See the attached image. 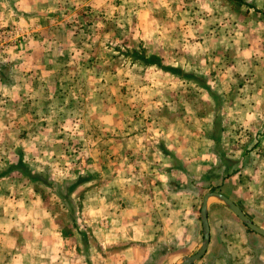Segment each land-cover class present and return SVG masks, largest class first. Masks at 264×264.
<instances>
[{
  "label": "rangeland",
  "instance_id": "374dc122",
  "mask_svg": "<svg viewBox=\"0 0 264 264\" xmlns=\"http://www.w3.org/2000/svg\"><path fill=\"white\" fill-rule=\"evenodd\" d=\"M29 1L0 0V264H45L47 255L59 254L62 264H106L97 255L105 248L93 240L99 235L84 221H104L107 206L117 210L116 221L129 207L152 208V201L161 213L149 237L128 242L140 245L141 264H176L201 243L198 210L209 192L229 198L264 229V0H106L105 12L96 14L92 0ZM54 7L72 31L95 29L94 17L105 22L93 45L71 52L68 71L57 79L56 69L40 68V56L27 51L45 43L41 27L45 16H56ZM165 15L170 22L159 20ZM132 50L158 62L145 66L129 56ZM77 72L89 78L85 87L67 85ZM37 78L46 79L39 91ZM80 89L90 94L84 108L97 113L106 104L111 111L113 143L136 147L125 158L137 162L124 175L120 151L103 155L58 132L73 123ZM63 95L66 110L51 108ZM164 144L163 160L152 150ZM77 177L90 179L67 191ZM126 188L131 198L121 195ZM207 221L209 242L193 264L261 262L264 238L223 205L209 200ZM60 237L68 239L64 248ZM125 247L106 248L111 264L132 263L129 254L120 257Z\"/></svg>",
  "mask_w": 264,
  "mask_h": 264
},
{
  "label": "crops",
  "instance_id": "0c3cea01",
  "mask_svg": "<svg viewBox=\"0 0 264 264\" xmlns=\"http://www.w3.org/2000/svg\"><path fill=\"white\" fill-rule=\"evenodd\" d=\"M71 1V0H70ZM94 2V5L92 3H88V6L93 5L94 9H93V13H102L105 12L103 11L104 8L108 5L106 3V0H92ZM157 3H160L161 5L166 3L169 5H172V1L173 0H154ZM184 1V0H181ZM28 2V0H27ZM200 2H202V0H200ZM33 3V0L29 1V4L31 5ZM79 3H81V1H79ZM76 4L74 1L70 2V6ZM78 4V3H77ZM148 6L147 3H140L139 6ZM51 7V6H50ZM56 10V16L54 15H50V16H45V25H42L41 27V34H44L45 39L43 41H45V43L42 45L41 44V48L39 47V49H29L27 51H29L31 54H34L35 56L39 55L40 58L42 59L44 56H47L46 59H43L39 61V67L40 68H46V67H50V69H56V73L54 74V76L56 77V79L60 76H63L65 74V72L68 71V67H67V61H70L69 59H67L71 52L79 50L82 51L83 50V46H86L87 44H89V46L93 45L92 43L94 42V37L98 34V30L103 31L101 28V25H105V22L102 20V16L101 17H94L91 20V24L92 25H96L95 29L96 31H93L91 29V26H87V28L85 30H78L75 29L72 31V26L67 25L65 22L67 19H63V18H67V16L63 15V16H59L57 13V8H51L49 12H52ZM63 17V18H60ZM60 19V21L57 20ZM153 18V16L151 17ZM173 19V18H172ZM151 19L149 18L146 22V24L148 26H150V21ZM162 22H170L171 17H168V15H165V17H163ZM154 22V20H153ZM62 23L66 24V26L63 27ZM146 25V26H147ZM145 25H138V28L143 29ZM147 26V27H148ZM154 26L152 25L150 27L151 30H153ZM157 28V27H156ZM136 30V29H135ZM56 35L61 36L62 39H60L59 41L56 40ZM82 35V36H81ZM73 46V47H72ZM49 51V53H46L45 51ZM37 61V57H33V60L30 62L31 66L35 65ZM46 66V67H45ZM89 66V65H88ZM83 66L81 65V68L79 70H83L82 68ZM85 68V66H84ZM65 71V72H64ZM78 73V72H77ZM43 76V75H42ZM80 76H83L82 73H78V75L76 74L75 76L70 78V82L67 83V85H73L75 84V82H79L81 83L82 87H85V84L88 83L89 78L87 79V75H85L84 78H80ZM32 79V78H30ZM49 80V79H48ZM37 86H38V91L39 88L42 86L43 82H46V79L44 78H37ZM67 98V95H63L62 96V103L60 106H55V107H51V108H55L57 109L59 112H62L63 110H66V104L68 103L69 99L66 100L63 98ZM78 97V98H77ZM74 101H77V106L73 109V114L76 115L75 118H73V123L71 125H69L66 128H62L59 129L58 132H62L63 134H66L67 137H69V135L71 136L70 138L75 142V143H82L84 145L89 144V146L92 148H94L95 150L99 151V153H104L105 152H109V155L116 154L118 155V151H120L123 154L122 159L120 160V162L122 161V165H120L121 168V174L124 175L123 173V168H131L132 164H136L137 161H134L133 158H125L126 155L132 156L133 153H131L129 150H135V148H133V146L130 147V145H127L126 148L122 147V144L116 143L114 141L113 143V135L112 132H116L117 129H112V121H113V116L110 110H106V104L103 105V109L102 112H95L92 109H86L82 106L83 104H86L88 102V98H90V94H85L82 92V89H80V92L77 93L74 97ZM50 107V106H49ZM48 107V108H49ZM108 108H110V106H108ZM67 112V111H66ZM123 115L121 114L120 116H118V119H122ZM129 124V123H128ZM119 126H121L120 128L124 127V125L121 123ZM117 128V127H115ZM66 132V133H65ZM96 135L98 136H102V138L96 139ZM91 142V143H90ZM106 142H108L110 144V148L109 150H106ZM137 144V143H136ZM134 144V145H136ZM66 145V144H65ZM140 145V144H139ZM138 145V146H139ZM118 146V147H117ZM129 146V147H128ZM137 146V145H136ZM86 147V146H85ZM116 148V150H114V152H112V149ZM119 148V150H118ZM142 148V147H141ZM164 151H169V145H165L162 146ZM85 150L90 149L89 147L84 148ZM154 152L157 153V157L158 158H162L163 160L167 155L163 154L159 150L154 147L153 150ZM119 156V155H118ZM95 160V159H93ZM145 160V159H144ZM143 162H147L142 161L141 164L145 165ZM168 162V161H167ZM91 163V162H89ZM112 163V162H111ZM133 168V167H132ZM106 171V170H105ZM166 170H161V174L162 175H166ZM127 176H125L124 180H127L129 177L128 172H126ZM128 187V186H127ZM144 192H138L137 194H143ZM170 193V192H169ZM168 193V194H169ZM124 198H131V194L130 192H128L127 188L124 190V193L122 192L121 194ZM107 198H109L108 195H105ZM111 199L114 197L113 195L110 196ZM140 196L137 195V198H139ZM110 203V200L109 202ZM158 204L155 203V201L151 202V207L150 209H152L150 211V209L148 207H142V208H136V206L134 207H129V209H126V212H129L126 215H123V217H118L115 220H112V213H116L117 210H115L113 207H108L107 206V212L104 213V215H101L100 218L104 217V221L100 220L97 221L98 219L92 218V217H88L86 221H84L86 224V226L90 229L93 230L94 236H96V239L94 238L93 240L95 242H97L100 247L105 248L103 250V252L105 253L103 256L101 255V252H98V257L101 258V260H104V263L106 262V264H111V258L107 257V252L106 248L111 247L112 243H117L119 244H126V247L124 248L125 250L120 254V257H123L127 254L130 255L132 263L131 264H141L142 260H144V253L143 251L140 249V245L137 244L136 242H132L129 243L128 240L131 241H136L138 240V238L141 237H146V235L148 234V229H152L150 225L154 224V220L153 217L160 212V209L158 208H154V206H157ZM123 212V211H122ZM121 211H119V214H122ZM232 214V213H231ZM233 215V214H232ZM234 216V215H233ZM101 226L98 227L96 226V222ZM97 224V225H98ZM254 224V223H253ZM93 228H95L96 230H94ZM98 230V231H97ZM115 232V233H114ZM96 233V235H95ZM149 237V234H148ZM68 239L66 238H62L60 237L59 239L56 238V241L58 243V241H60V244H57V246H65V243L68 242ZM121 240H125V241H121ZM71 244L76 245V240L75 238L71 237L70 238ZM260 243V241H257V244ZM47 244L49 245L50 243L47 242ZM111 244V245H110ZM264 245V243L262 244ZM89 246L93 247V241L91 239V241L89 242ZM62 248V249H63ZM135 248H139V251L141 253V258L139 256H137V252ZM61 249V250H62ZM258 257L259 260L261 258V262H255L256 264H264V252H259L258 253ZM47 255V254H45ZM75 257L78 258V256L76 254H73ZM42 256V255H41ZM133 256V257H132ZM118 257V256H117ZM64 260V256L62 254L59 255H47L46 259H45V264H62ZM68 260V258H67ZM78 261V260H77ZM41 264H44L43 262Z\"/></svg>",
  "mask_w": 264,
  "mask_h": 264
},
{
  "label": "water",
  "instance_id": "95a60500",
  "mask_svg": "<svg viewBox=\"0 0 264 264\" xmlns=\"http://www.w3.org/2000/svg\"><path fill=\"white\" fill-rule=\"evenodd\" d=\"M209 200H214L223 205L244 227H246L254 234L264 238V229L253 224L241 211V209L229 198L218 192L205 193L201 198L198 210L199 221L201 225V243L194 254L181 258L176 264H193L195 261L199 260L205 253L209 242V227L207 221V204Z\"/></svg>",
  "mask_w": 264,
  "mask_h": 264
},
{
  "label": "trees",
  "instance_id": "16d2710c",
  "mask_svg": "<svg viewBox=\"0 0 264 264\" xmlns=\"http://www.w3.org/2000/svg\"><path fill=\"white\" fill-rule=\"evenodd\" d=\"M143 52L144 51L138 53V52L132 50V51H130L129 56L134 58V59H137L141 64H143L145 66H152L158 62V58L156 56H154V55H147L146 56V55H144ZM158 67L162 68L160 65ZM167 70L171 73L178 72L177 69H173V68H169ZM159 148L163 154L168 155V151H164L163 148L160 146H159ZM89 179H90V177H77L74 181H71V182L66 184L67 185L66 190L72 192L77 186L87 182ZM62 198H63V196H62ZM246 231L253 234V232L249 231L248 229H246Z\"/></svg>",
  "mask_w": 264,
  "mask_h": 264
}]
</instances>
